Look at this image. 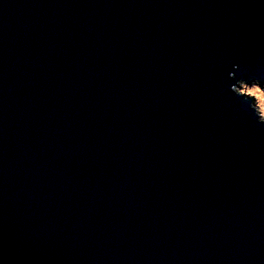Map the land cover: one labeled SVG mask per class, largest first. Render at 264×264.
<instances>
[{"label": "water", "instance_id": "95a60500", "mask_svg": "<svg viewBox=\"0 0 264 264\" xmlns=\"http://www.w3.org/2000/svg\"><path fill=\"white\" fill-rule=\"evenodd\" d=\"M264 0H0V264H264Z\"/></svg>", "mask_w": 264, "mask_h": 264}, {"label": "rangeland", "instance_id": "374dc122", "mask_svg": "<svg viewBox=\"0 0 264 264\" xmlns=\"http://www.w3.org/2000/svg\"><path fill=\"white\" fill-rule=\"evenodd\" d=\"M238 90L257 96L262 116L264 118V100H262L261 98L262 94H264V85H259L257 83L249 85L243 82L242 85L238 88Z\"/></svg>", "mask_w": 264, "mask_h": 264}, {"label": "snow or ice", "instance_id": "6c2138e0", "mask_svg": "<svg viewBox=\"0 0 264 264\" xmlns=\"http://www.w3.org/2000/svg\"><path fill=\"white\" fill-rule=\"evenodd\" d=\"M261 98H262V100H264V94H262V97Z\"/></svg>", "mask_w": 264, "mask_h": 264}]
</instances>
